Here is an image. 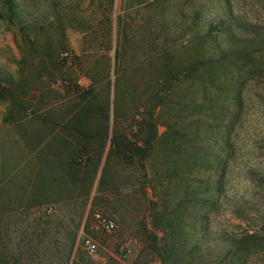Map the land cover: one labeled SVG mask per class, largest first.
Wrapping results in <instances>:
<instances>
[{
  "label": "trees",
  "instance_id": "obj_1",
  "mask_svg": "<svg viewBox=\"0 0 264 264\" xmlns=\"http://www.w3.org/2000/svg\"><path fill=\"white\" fill-rule=\"evenodd\" d=\"M26 2L0 0V19L15 30L20 53L15 70L0 69V103L8 107L17 149L46 176L53 198L85 204L94 188V205L105 207L135 188L147 207L137 235L161 264H246L252 252L263 251L264 213L257 229L236 234L214 230L211 222L226 211L251 216L244 206L249 197L245 201L230 183L245 113L242 78L264 71V24L246 22L238 32L242 23L232 0H223V13L215 16L207 0L184 6L121 0L113 71L89 58L83 83L59 77L68 55L62 19L88 26L74 10L78 1L47 0L36 18ZM113 5L89 0L86 7H93L91 14L102 10L99 22L111 24ZM142 6L149 10L140 14ZM26 122L33 123L30 132ZM21 192L22 202L25 188ZM35 235L25 243L29 252L18 244L17 253L0 254L19 264L40 248ZM219 243V259L211 260Z\"/></svg>",
  "mask_w": 264,
  "mask_h": 264
},
{
  "label": "rangeland",
  "instance_id": "obj_2",
  "mask_svg": "<svg viewBox=\"0 0 264 264\" xmlns=\"http://www.w3.org/2000/svg\"><path fill=\"white\" fill-rule=\"evenodd\" d=\"M25 1L24 7L35 18L48 7L47 0ZM77 1L78 8L74 10L85 16L88 26L77 28L62 19L65 26L64 41L68 46L63 51H67L68 55L61 68L63 74L59 77L81 79L83 83H88L84 74L89 58L98 57L102 62L109 63L113 71L114 49L118 40L115 20L117 14L123 13V8L121 0H114L112 23H100L102 10L91 14L93 7H86L89 0H75L73 5ZM167 1L184 6L188 0ZM207 2V12L211 16L223 13V0ZM232 8L242 23L238 32L244 33L246 22L254 26L264 24V0H232ZM146 10L149 7L142 6L140 14ZM131 14L135 16V13ZM19 59L15 30L6 20L0 19V69L9 72L15 70ZM242 83L245 113L237 124L239 136L236 139L240 149L232 167L230 185L245 201L249 197V202L244 203V206L251 216L243 218L226 211L217 214L211 222L214 230L226 229L234 234L257 229L261 222L260 216L264 213V71L251 70L248 75L244 74ZM7 109L6 103H0V252L17 253L15 248L18 244L22 245L19 251L29 252L25 243L36 233L33 245H37V239L41 237L40 248L31 250L19 264H73L78 257V264H161L136 232L139 219L147 216L146 202L138 191L135 188L128 190L122 196V202L113 197L105 207L94 205V188L85 204L80 200L71 203L56 201L46 176L37 167L33 168L31 156L27 152L17 149L14 142L17 138L15 128L5 119ZM29 123L33 124L24 123L27 132H30ZM165 129V126L159 125L160 133ZM21 143L23 145V141ZM28 178L32 181L29 185L26 184ZM21 188L26 190V198L22 202ZM28 202L33 205L25 207ZM243 209L238 208L237 211L243 213ZM95 210L114 219L116 228L108 232L98 227L93 218ZM85 237L96 242L95 255L85 249ZM221 248L220 243L212 248L211 260L219 259ZM13 259L12 256L8 258L0 254V264H11ZM246 264H264V250L252 252Z\"/></svg>",
  "mask_w": 264,
  "mask_h": 264
},
{
  "label": "built area",
  "instance_id": "obj_3",
  "mask_svg": "<svg viewBox=\"0 0 264 264\" xmlns=\"http://www.w3.org/2000/svg\"><path fill=\"white\" fill-rule=\"evenodd\" d=\"M93 218L97 226L102 228L105 231L110 232L116 228V223L114 219L103 214L101 211H98V210L93 211ZM83 242H84V247L87 250V252L91 255H95L97 251L96 242L90 237H85Z\"/></svg>",
  "mask_w": 264,
  "mask_h": 264
}]
</instances>
